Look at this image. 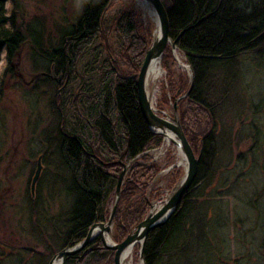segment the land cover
I'll return each mask as SVG.
<instances>
[{"label":"trees","instance_id":"16d2710c","mask_svg":"<svg viewBox=\"0 0 264 264\" xmlns=\"http://www.w3.org/2000/svg\"><path fill=\"white\" fill-rule=\"evenodd\" d=\"M7 1L0 0V52H5L2 76L10 71L12 59L26 40V35L18 32L12 20L6 17L4 4ZM109 1L76 0L73 22L60 33L58 45L43 54L48 66L52 64L58 75L68 77L67 84L75 82L78 90L77 95L72 90L62 99L60 95L55 97L50 104L53 123L47 129L49 136H41L40 140L44 146L40 155L46 159L47 166L41 173L49 172L48 163L54 160L53 179L65 203L52 214L49 210L50 216L58 217L44 219L43 223L50 228L43 226L38 231L47 253L74 246L84 239L95 219H103L116 185L112 172L116 169L111 163L114 159L129 163L148 146L159 142L140 114L135 76H122L118 70L121 63L126 65L127 58H130L127 63L130 69L141 64L145 39L136 35L129 14L120 13L115 20L103 19ZM163 5L168 36L184 54L192 74L186 100L205 115L211 128L203 130L196 125L195 129H189L181 117L185 137L191 142L198 139L196 176L175 213L165 224L148 233L142 247L143 264H226L223 259L227 257L229 240L225 234L218 238V233L225 230L226 214L211 194L202 200L199 198L214 179L223 141V133L218 132L212 115L216 102L225 99L226 93L233 89L244 57L251 60L264 57V0H166ZM113 25L121 48L116 52L105 38ZM26 32L31 37V46H38L36 30ZM95 43L98 45L94 46ZM133 47L142 49L143 54L136 63L131 61L138 55L135 49L131 50ZM127 53H131V57ZM86 57H89L88 62L80 65ZM116 57L119 60L122 57L123 61L117 62ZM210 86L218 87L223 94L219 93L214 103L207 94ZM250 128L253 144L260 146L257 128ZM41 179L42 175L35 185L36 194L30 195V205L40 199ZM252 197L247 203L249 217L244 218L252 226L244 233L251 246L232 264H264V198L256 196L252 203ZM211 202L217 206L208 213ZM67 213L64 230L54 233L58 220ZM117 221H114V229L122 238L124 231ZM112 258L113 252L95 238L80 252L67 256L64 264H113Z\"/></svg>","mask_w":264,"mask_h":264},{"label":"rangeland","instance_id":"374dc122","mask_svg":"<svg viewBox=\"0 0 264 264\" xmlns=\"http://www.w3.org/2000/svg\"><path fill=\"white\" fill-rule=\"evenodd\" d=\"M163 1L166 2L161 0L162 4ZM76 7V0H8L4 4L6 17L12 20L18 32L26 35V40L12 59L10 71L3 76L5 52H0V264H39V260L40 264H49L56 253L44 251L45 245L39 240L38 232L40 227L50 228L43 223L44 219L58 217L50 216L49 210L52 214L55 208L65 204L64 197H59V188L53 179V169L56 170L52 168L54 160L48 163L49 172L42 174L47 166L46 159H40V199L33 205L28 202L31 198L29 185L36 161L42 156L40 154L44 148L41 136H49L47 129L53 123L50 104L58 95L60 99L64 98L67 91L73 90L75 95L78 94L76 83L67 84L69 78L58 75L54 66L51 64L49 67L43 56L58 45L60 33L73 22ZM120 13L131 15L136 35L145 39L146 52L156 30L147 6L138 0H110L103 19L115 20ZM29 29H35L39 34L38 46L34 48L26 32ZM114 29L113 25L105 38L108 46L116 52L121 48ZM97 45L95 43L94 46ZM141 50H136L137 59L134 57L131 61H139V55H143ZM127 54L131 57V53ZM123 57L126 58L125 55ZM143 57H140L141 61ZM88 58H82L80 65L88 62ZM247 58L240 61V72L232 85L233 89L226 93L225 99L216 102V111L212 115L218 132L223 133V141L217 156L214 179L199 198L202 200L211 194L215 202L218 200L221 203L219 205L226 214L225 230L218 233V238L225 234L229 240V249L226 247L225 251L227 257L223 259L226 264H232L247 253L251 245L244 238V233L252 228L244 219L249 217L247 203L251 201L252 195V203L256 196L264 198V57L256 60ZM129 59H126L127 63ZM115 60L120 63L123 61L122 57L120 60L116 57ZM127 63H121L118 67L119 74L134 75L136 78L141 64L130 69ZM159 66L161 74L155 82H148L147 87L153 108L172 117L175 105L180 125L183 122L181 117H184L189 129H195L196 125L202 126L203 130L211 128L205 115L197 112L186 100L191 70L184 54L177 47L172 51L167 45ZM90 78L87 76V79ZM207 91L212 103L221 93L218 87L210 86ZM220 95L223 96L222 93ZM250 127L257 128V144L260 146L253 144ZM157 136V145L148 146L129 163L118 159L111 162L116 169L112 171L115 182L123 170L122 165L125 166L114 217V221L120 218L119 226L124 233L121 238L113 228L109 237L115 243L121 242L145 217L150 203L165 199L184 175V166L178 164L177 148L171 143L166 146L165 138ZM186 139L197 156L198 139L192 142L188 136ZM114 200L115 188L103 219L108 218ZM215 202L208 206V213L217 206ZM67 217L68 213L60 217L54 233L64 230L63 222ZM133 222L137 223L132 225ZM139 251V246L131 251L136 264L139 262Z\"/></svg>","mask_w":264,"mask_h":264},{"label":"water","instance_id":"95a60500","mask_svg":"<svg viewBox=\"0 0 264 264\" xmlns=\"http://www.w3.org/2000/svg\"><path fill=\"white\" fill-rule=\"evenodd\" d=\"M150 5L155 16L156 30L151 39L150 45L146 50L138 74L136 76L137 102L140 114L147 125L149 131L154 135H159L173 144L177 151L181 154L185 161L184 175L180 181L172 188L170 193L160 202H156L158 206L153 212L154 207L149 204V210L145 217L136 225V227L127 234L124 239L115 243L110 239V234L114 227V217L116 212L117 200L120 193L123 170L117 178L115 185V200L113 202L110 214L107 219L97 222L95 219L87 231L83 240L72 247H65L55 253L49 261V264H64L67 256L74 255L83 250L92 240L99 238L105 249L113 252V264H125V256L128 250H132L135 246H139V261L143 264L142 247L149 232L165 224L168 219L178 209L185 193L192 186L199 162V155L195 156L179 123L176 106H173L172 117H169L163 111H157L153 108L149 93L146 89V80L150 67L154 62L160 61L167 45L174 51L176 46L168 36V20L167 13L161 0H146ZM189 68V67H188ZM192 82V74L190 71V86ZM189 86V89H190ZM189 91V90H188ZM188 91L185 96H187ZM41 157L36 161L33 176L30 180L29 191L33 196L35 185L39 179L41 166ZM109 240H106V239Z\"/></svg>","mask_w":264,"mask_h":264},{"label":"bare ground","instance_id":"6f19581e","mask_svg":"<svg viewBox=\"0 0 264 264\" xmlns=\"http://www.w3.org/2000/svg\"><path fill=\"white\" fill-rule=\"evenodd\" d=\"M138 1L141 2V3H143L144 5L147 6V8L149 9L150 17L153 18V21H154V23H155V16H154V14H153V11H152L150 5L146 2V0H138ZM160 74H161V69H160L159 63H158V62H154V63L151 65L150 70H149V73H148V75H147L146 89H147V87H148V82H150V81H151V82H155V81L157 80V78L159 77ZM147 91H148V90H147ZM169 143H170V142L168 141V139H165V145L168 146ZM161 152H162V151H161ZM177 156L179 157V162H178V164L183 165V166L185 167L184 160H183V158H182V156H181V154H180L179 152H178ZM156 202H158V201H154V202L151 203L152 206L154 207L153 212H155L156 209H157V207H158V206L155 205ZM159 202H160V201H159ZM106 240H109V239L107 238ZM131 251H132V250H128V251L126 252L125 262H127V264H136V263L134 262V260H133L132 255H131ZM56 264H57V263H56ZM137 264H141L140 261H139Z\"/></svg>","mask_w":264,"mask_h":264}]
</instances>
